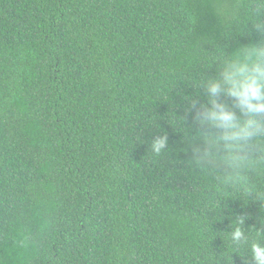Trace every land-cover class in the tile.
<instances>
[{
    "label": "trees",
    "instance_id": "1",
    "mask_svg": "<svg viewBox=\"0 0 264 264\" xmlns=\"http://www.w3.org/2000/svg\"><path fill=\"white\" fill-rule=\"evenodd\" d=\"M253 48L264 0H0V264H255L264 113L240 135L226 80Z\"/></svg>",
    "mask_w": 264,
    "mask_h": 264
},
{
    "label": "clouds",
    "instance_id": "2",
    "mask_svg": "<svg viewBox=\"0 0 264 264\" xmlns=\"http://www.w3.org/2000/svg\"><path fill=\"white\" fill-rule=\"evenodd\" d=\"M238 55L233 57L232 72L226 75L229 85L227 94L235 97L249 114L250 118L243 121L240 129V135L247 136L250 134V130L259 123L251 114L264 113V48L251 49L250 52L244 54L242 62L236 59ZM215 90V87H213L212 91ZM208 114L211 120L222 121L228 126H232L231 122L235 118V114L224 111L223 106H221V111L209 110ZM166 142L165 137L155 138L151 143L152 151L157 154L160 153L164 149ZM242 235L243 232L237 227L232 231L231 238L240 240ZM251 256L255 264H264V245L260 243L252 244Z\"/></svg>",
    "mask_w": 264,
    "mask_h": 264
}]
</instances>
